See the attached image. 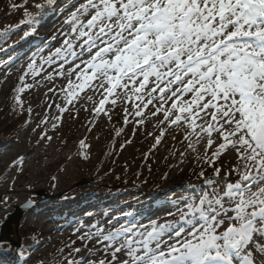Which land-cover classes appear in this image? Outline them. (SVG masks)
Masks as SVG:
<instances>
[{"label":"snow or ice","instance_id":"obj_1","mask_svg":"<svg viewBox=\"0 0 264 264\" xmlns=\"http://www.w3.org/2000/svg\"><path fill=\"white\" fill-rule=\"evenodd\" d=\"M52 3L34 0L35 12L22 5L27 30L9 49L37 36ZM71 7L61 46L40 58L41 69L52 67L47 80L67 81L49 91L73 104L90 90L100 97L87 96L94 114L125 105L126 123L150 114L162 125L153 147L179 129L188 151L204 146L212 172L199 187L168 196L171 207L129 204L108 213L107 227L89 225L81 238L95 244L71 248L63 264H264V0H77ZM0 39L7 44L8 30ZM25 56L22 81L40 74L35 54ZM56 108L59 120L68 109ZM227 152L236 160L222 176L215 165Z\"/></svg>","mask_w":264,"mask_h":264},{"label":"rangeland","instance_id":"obj_2","mask_svg":"<svg viewBox=\"0 0 264 264\" xmlns=\"http://www.w3.org/2000/svg\"><path fill=\"white\" fill-rule=\"evenodd\" d=\"M76 3L77 0H53L37 36L15 46L9 53L14 58L11 61L9 55L0 54V111L22 88L21 76L27 71L25 53L35 54L40 71L31 82L28 95L24 96L31 109L28 129L18 135L14 143L0 149V232L17 208L32 204L18 230L14 225L13 235L0 243L11 240L14 244L11 254L0 253L3 264H63L71 248L85 244L91 248L95 244L94 240L82 241L81 238L89 225L99 222L107 227L111 219L108 213L115 214L118 208L131 210L127 208L129 204L171 207L168 196L175 198L192 185L199 187L212 172L203 163L204 146L188 151V142L181 143L183 136L179 129L166 132L161 143L153 147L162 125L156 126L157 118L150 114L146 113L147 119L141 124L135 123L140 117L132 116L126 123L125 105L114 110L110 103L106 105L111 110V119L103 113L94 114L87 96H93L96 101L100 97L90 90L87 96L80 93L83 98L74 101V106L67 102L63 92L49 91L53 87L61 88L67 81L55 76L52 81L47 80L52 67L43 64L41 69L40 58L61 46L63 33L69 30L64 20L74 10L71 5ZM9 4L21 7H6ZM24 4L28 6L27 11L35 12L34 0H0V32L13 30L6 47L27 30V25L21 23L25 19ZM56 104L68 109L59 120L53 119L59 114ZM53 123L57 127L53 128ZM211 151L208 150V155ZM181 153L185 154L181 156ZM227 158L236 157L227 152L215 165L221 168L222 176L227 175L231 167ZM202 169L205 177L198 175ZM50 200L61 205L55 203L50 207ZM36 209L39 210L35 212Z\"/></svg>","mask_w":264,"mask_h":264},{"label":"trees","instance_id":"obj_3","mask_svg":"<svg viewBox=\"0 0 264 264\" xmlns=\"http://www.w3.org/2000/svg\"><path fill=\"white\" fill-rule=\"evenodd\" d=\"M12 31L8 32L10 37L13 35ZM0 45H3L5 49L4 51H0V54L5 53V55H9L11 49L4 46L5 43L3 39H0ZM1 58L2 55H0V59ZM6 65L7 64H5V66ZM36 77L37 76H33L31 73L25 76L21 86L23 88V91L16 92L15 96L11 98L9 104L4 105V107L0 111V149L7 145H10L11 143H14L17 139V136L28 129L31 121V112H29L30 107L28 106V104L25 103L24 96L28 95L30 86L32 85L31 82H33ZM31 78L32 80L30 81ZM17 95H19L20 100L22 101V106L21 104L17 103ZM84 159L86 161L87 156ZM55 203L61 205L59 204V202H54L50 200L48 206L51 207L53 205H56ZM37 210L39 209H36L35 212ZM12 243L13 242L11 241H7L4 244H1L0 253H3L2 255H4V253H11V250L14 248V244Z\"/></svg>","mask_w":264,"mask_h":264},{"label":"water","instance_id":"obj_4","mask_svg":"<svg viewBox=\"0 0 264 264\" xmlns=\"http://www.w3.org/2000/svg\"><path fill=\"white\" fill-rule=\"evenodd\" d=\"M37 196L42 197L43 195L40 193H37ZM44 197V196H43ZM32 208V204H28L25 207L17 208L16 213H14L10 218H7L6 222L1 226V234H0V243L3 241L4 238H8L10 235H13V226L15 225L17 230L19 223L25 213ZM16 230V231H17ZM17 247H20V245H16Z\"/></svg>","mask_w":264,"mask_h":264},{"label":"bare ground","instance_id":"obj_5","mask_svg":"<svg viewBox=\"0 0 264 264\" xmlns=\"http://www.w3.org/2000/svg\"><path fill=\"white\" fill-rule=\"evenodd\" d=\"M57 21H58V24H59V21H61V18L58 19ZM54 23H57V22L55 21ZM174 130H175V129H173V130H168L167 132H172V131H174ZM235 160H236V158H227V162H228L229 164H231V166L234 165Z\"/></svg>","mask_w":264,"mask_h":264}]
</instances>
